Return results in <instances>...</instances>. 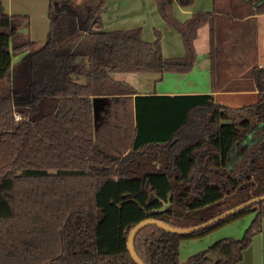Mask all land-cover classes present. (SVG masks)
I'll list each match as a JSON object with an SVG mask.
<instances>
[{"label": "trees", "instance_id": "obj_1", "mask_svg": "<svg viewBox=\"0 0 264 264\" xmlns=\"http://www.w3.org/2000/svg\"><path fill=\"white\" fill-rule=\"evenodd\" d=\"M153 1L183 39L182 58L163 57L159 32L146 41L141 28L104 31L107 0H84L78 15L50 6L39 48L26 33L29 17L7 15L0 3V264H135L126 243L138 222L187 229L264 195V69L252 68L241 86L226 85L221 71L225 31L264 15V0H213L212 13L184 22L175 5L196 0ZM206 25L213 93L257 90L252 105L229 108L213 94L143 96L113 79L190 72ZM97 98L107 102L98 124ZM247 215L255 218L242 238L180 261L183 241ZM263 221L259 202L187 236L146 227L134 246L145 264H213L207 254L240 264Z\"/></svg>", "mask_w": 264, "mask_h": 264}, {"label": "crops", "instance_id": "obj_2", "mask_svg": "<svg viewBox=\"0 0 264 264\" xmlns=\"http://www.w3.org/2000/svg\"><path fill=\"white\" fill-rule=\"evenodd\" d=\"M84 0H0L2 10L7 15H21L29 17V27L26 30L31 40L36 46H44L50 31L49 12L50 6L57 10L65 9L68 12L78 15L82 9ZM128 6L120 4L119 0H107L102 12V23L104 31L133 29L138 26H145L143 23L136 21V18L127 22L129 13L140 11L144 14V20L153 18L151 29H147L143 33L146 41H154V30H160L162 38L163 57L166 58H182L184 55V43L180 35L159 15L157 5L152 0H120ZM225 4V3H223ZM130 6H135L132 8ZM215 9L213 0H196L191 7H183L175 5L174 17L178 22H184L190 19L198 12L212 13ZM242 9V8H241ZM113 13V14H112ZM125 13V14H124ZM112 14L117 15L116 20L109 21ZM109 22V27L108 23ZM130 23V24H128ZM235 29L226 30L223 50L229 55L225 62V68H222V74L226 80V85L236 82V85H242V76L249 72L252 68L258 67L264 69V15H250L243 19H235ZM128 24V28L123 27ZM108 29H106L107 27ZM123 28V29H119ZM142 28V27H141ZM153 31V32H152ZM224 35V33H223ZM196 63L193 69L188 73H170L165 72L164 75L155 73H124L115 72L112 74L113 79L125 82L132 86L138 94L143 96H183L201 94H213L215 103L229 107H244L252 105L256 102L258 91H235L213 93L212 90V72H211V38L210 26L206 25L199 29L195 43ZM29 52L19 57L17 62L26 59ZM226 57V56H225ZM224 58V57H223ZM97 98L95 100L99 101ZM100 120H97L98 124ZM255 215L245 218L242 221L233 223L230 232L221 233L213 237L205 246H199L193 241H183L181 247L190 248L188 254H180V261L185 263L188 255L201 253L214 245L215 242L222 238H234L239 240L245 234L249 225L254 220ZM264 226V221H263ZM202 242V241H201ZM252 244L244 251L243 260L240 264H264V227L260 234L251 242Z\"/></svg>", "mask_w": 264, "mask_h": 264}, {"label": "water", "instance_id": "obj_3", "mask_svg": "<svg viewBox=\"0 0 264 264\" xmlns=\"http://www.w3.org/2000/svg\"><path fill=\"white\" fill-rule=\"evenodd\" d=\"M259 202H264V195L263 196H259V197H255L254 199H251L247 202L241 203L238 206L234 207V208H230L228 210H226L225 212L221 213V215L207 221L204 222L201 225L195 226V227H190L187 229L184 228H176L173 226H169L165 223H163L160 220H157L155 218H147L144 219L140 222H138L130 231L128 239H127V243L126 246L128 247V251L130 253V256L132 258V260L134 261L135 264H145L139 257V255L137 254V251L135 249L134 243H135V239L136 236L139 234V232L141 230H143L146 227L149 226H156L159 229H161L162 231L170 234H175V235H179V236H187L190 234H194L200 231H203L204 229L208 228L209 226H212L214 224H217L219 222H221L222 220L231 217L235 214H238V212H241L249 207L254 206L255 204L259 203ZM206 259H209L211 262H213V264H219L218 259L213 256L212 254H207L205 256Z\"/></svg>", "mask_w": 264, "mask_h": 264}, {"label": "rangeland", "instance_id": "obj_4", "mask_svg": "<svg viewBox=\"0 0 264 264\" xmlns=\"http://www.w3.org/2000/svg\"><path fill=\"white\" fill-rule=\"evenodd\" d=\"M118 1V0H117ZM153 1V0H152ZM119 2H120V4H124L125 6L127 5L128 6V4H126V1L125 2H121L120 0H119ZM130 7H132V8H135V6H130ZM113 14V13H112ZM112 14H109V16L111 17L110 18V20L109 21H114V20H116V18H117V15H115L114 17L112 16ZM125 14V13H124ZM127 18V22H130V20L131 19H134V18H136V21H138V22H141V23H143L145 26L143 27V26H138V27H134V28H141L142 29V31H143V33H144V31H146L148 28L149 29H151L152 28V22H153V18L151 17L150 19H148L147 20V22H146V20H144V14L142 13V12H140L139 10L138 11H134V12H131V13H129V16L128 17H126ZM108 24V27H109V22L107 23ZM128 24H130V23H128ZM128 24L127 25H124L123 27H125V28H128L127 26H128ZM107 27V26H106ZM108 27L106 28V29H108ZM119 29H123V28H119ZM123 30H127V29H123ZM153 32V31H152ZM156 32H159L160 33V35H161V40H162V38H163V35H162V33H161V31L160 30H154V38H156ZM163 41V40H162ZM25 54V53H24ZM24 54H20L19 56H16V57H14V61L15 62H17V60H18V58L19 57H21V56H23ZM99 101H96L95 102V110H96V118H97V120H100V118L104 115V113H105V109H106V106H107V102H105L103 99H98ZM165 208H166V206L164 207V210H165ZM162 211V210H161ZM251 215H247V216H245V217H243V218H240V219H238L237 221H234V222H231V223H229V224H226V225H223V226H221V228H218V229H216V230H214V231H212V232H210L209 234H207V235H205L203 238H196V239H187V240H189V241H193V242H191V243H194V242H196V244L197 245H199V246H205L208 242H209V240H211L213 237H216V236H218V235H220L221 233H227V232H230L232 229H234L233 228V223H236V222H238V221H242V220H244L245 218H249ZM186 240V241H187ZM202 241V242H201ZM190 248L191 247H188L187 246V248H184V247H181L180 248V254H182V255H184V254H188L190 251ZM196 254H198V253H196ZM196 254H193V255H196ZM193 255H188V257H187V260H188V258L190 257V256H193Z\"/></svg>", "mask_w": 264, "mask_h": 264}, {"label": "built area", "instance_id": "obj_5", "mask_svg": "<svg viewBox=\"0 0 264 264\" xmlns=\"http://www.w3.org/2000/svg\"><path fill=\"white\" fill-rule=\"evenodd\" d=\"M16 118H17V119H19V118H20V116H18V115H17V117H16Z\"/></svg>", "mask_w": 264, "mask_h": 264}]
</instances>
